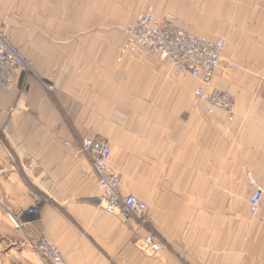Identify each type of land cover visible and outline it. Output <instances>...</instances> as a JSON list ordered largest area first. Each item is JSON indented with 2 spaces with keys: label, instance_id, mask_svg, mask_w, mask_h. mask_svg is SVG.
Listing matches in <instances>:
<instances>
[{
  "label": "crops",
  "instance_id": "crops-1",
  "mask_svg": "<svg viewBox=\"0 0 264 264\" xmlns=\"http://www.w3.org/2000/svg\"><path fill=\"white\" fill-rule=\"evenodd\" d=\"M175 9L192 34L226 37L213 87L235 96L232 122L203 115L200 83L169 62L118 53L122 24ZM4 21L34 73L0 90V264H44L42 236L67 264H264V0H0ZM88 138L109 143L147 224L104 210Z\"/></svg>",
  "mask_w": 264,
  "mask_h": 264
},
{
  "label": "built area",
  "instance_id": "built-area-1",
  "mask_svg": "<svg viewBox=\"0 0 264 264\" xmlns=\"http://www.w3.org/2000/svg\"><path fill=\"white\" fill-rule=\"evenodd\" d=\"M123 31L126 42L121 48L122 55L131 54L141 58L149 54L159 63L169 62L174 68L175 75L188 76L200 83L194 95L205 105L202 110L205 116L224 112L228 122L234 120L237 108L235 96L213 87L214 77L224 62L227 43L225 37L211 41L190 33L168 17L159 18L150 12L139 14L134 23L123 27ZM227 67L239 68L233 62H227ZM28 73H34L33 63L26 59L12 42V36L5 26L0 25V90H14L16 78ZM39 79L43 81L41 77ZM44 85L51 90L48 85ZM82 147L97 174L104 210L124 220L137 219L147 224L150 221L148 204L136 196L121 194V179L114 170L109 144L101 140L86 139ZM248 183L254 189L249 200L250 210L256 214L263 191L251 174H248ZM37 212V209L30 211L32 214ZM146 244L155 255L163 249L162 243L152 236L146 238ZM35 250L44 264H67L59 247L46 236L40 238Z\"/></svg>",
  "mask_w": 264,
  "mask_h": 264
},
{
  "label": "rangeland",
  "instance_id": "rangeland-1",
  "mask_svg": "<svg viewBox=\"0 0 264 264\" xmlns=\"http://www.w3.org/2000/svg\"><path fill=\"white\" fill-rule=\"evenodd\" d=\"M191 1V0H190ZM184 10H186V9H184ZM141 13H144V12H140L139 14H141ZM150 13H152V12H150ZM138 14V15H139ZM152 14H154L156 17H159V18H165V17H168V18H170V20H172L174 23H178V22H186L189 26L190 25H193V26H195V24H196V26H198L199 24H198V22L195 20V19H193L192 18V14H189V13H185L184 14V12L182 13V15H181V13L180 12H178L176 9L173 11V12H171V13H158V12H156V13H152ZM184 14V15H183ZM137 15V16H138ZM206 16H208V15H206ZM137 18V17H136ZM136 20V19H135ZM135 22V21H134ZM134 22H129V23H134ZM7 22H0V25H3V26H5V28L9 31V33L11 34V36H12V42H13V33H12V31H11V29L7 26V24H6ZM129 23H125V24H122L121 26H120V28H119V31H120V33L123 35V37H124V43L117 49V51H118V53L120 54V56H125V55H131V54H124V55H122L121 54V48L123 47V45L125 44V42H126V35L124 34V31H123V27H125V26H127ZM178 25V24H177ZM187 30V29H186ZM187 31H189V30H187ZM190 32V31H189ZM191 33V32H190ZM194 35H196V34H194ZM198 36H200V35H198ZM201 37H203V36H201ZM220 37H224V36H219L217 39H219ZM226 38V37H225ZM216 39V40H217ZM227 40V39H226ZM146 55H149V54H146ZM145 55V56H146ZM131 56H134V55H131ZM149 56H151V55H149ZM134 57H136V56H134ZM144 57V56H143ZM143 57H141V58H139V57H136V58H138V59H142ZM151 57H153V56H151ZM154 59H156L155 57H153ZM27 59V58H26ZM32 62V61H31ZM33 63V62H32ZM34 65V64H33ZM22 75H30V73H28V74H22ZM40 78V77H39ZM42 78V77H41ZM42 80H43V83L44 84H46V85H48L50 88H51V90H49V91H54V85L51 83V80H48V79H46V78H42ZM16 87V86H15ZM199 102V101H198ZM200 103V102H199ZM203 104V103H202ZM205 106V105H204ZM204 108V107H203ZM203 108H202V110H203ZM204 115V114H203ZM88 139H93V140H101V141H104V140H102V139H98V138H88ZM85 141V140H84ZM84 141L81 143V148H82V152H83V143H84ZM104 142H106V143H108L107 141H104ZM109 144V143H108ZM110 146V145H109ZM84 153V152H83ZM85 154V153H84ZM247 181H248V175H247ZM249 184V183H248ZM32 214V213H31ZM48 238V237H47Z\"/></svg>",
  "mask_w": 264,
  "mask_h": 264
}]
</instances>
